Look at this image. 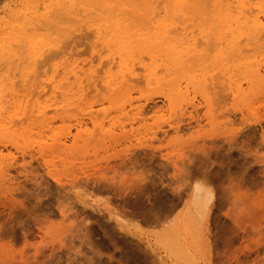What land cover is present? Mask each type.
Segmentation results:
<instances>
[{"label": "rangeland", "instance_id": "rangeland-1", "mask_svg": "<svg viewBox=\"0 0 264 264\" xmlns=\"http://www.w3.org/2000/svg\"><path fill=\"white\" fill-rule=\"evenodd\" d=\"M22 1L0 0V27ZM176 15L182 20L161 14L147 25L156 33L163 25L176 27L170 39L185 69L174 73L196 76L188 86L194 108L180 100L170 111L165 83L130 81L106 93L100 82L112 53L100 44L105 32L90 23L63 32L58 56L45 58L35 72L28 63L0 62L2 105L14 122L0 125V148L7 147L0 170V264H264V87L246 85L244 73L251 63L264 67V36L239 56L225 53L216 61L214 42L205 38L213 22ZM155 54L165 65V56ZM117 62L108 75L117 73ZM71 69L85 92L74 98V90L61 104L52 88L67 83ZM93 76L97 85L86 86ZM201 77L212 83L207 93ZM231 83L243 92L230 95ZM146 100L144 113L135 115ZM33 106L47 108L55 133L70 132L65 150L37 153L42 131L51 142L47 129L33 126L25 113ZM88 107L102 131L83 116ZM80 118L87 124L78 133ZM197 196L212 197L201 217Z\"/></svg>", "mask_w": 264, "mask_h": 264}, {"label": "bare ground", "instance_id": "bare-ground-1", "mask_svg": "<svg viewBox=\"0 0 264 264\" xmlns=\"http://www.w3.org/2000/svg\"><path fill=\"white\" fill-rule=\"evenodd\" d=\"M161 14L164 19L171 17L172 20L180 18V15L176 14H181L183 17L199 23L211 20L213 22L211 35L205 36V38L214 42L218 54L215 57L216 61H222L221 58L225 53L228 56H239L244 47L254 44L257 39L264 36V0H24L9 10L8 21H5L0 27V62L28 63V69L33 70L43 60L46 61L45 58L56 54L60 45L64 44L61 43L63 42L61 41L63 32L73 31V24L81 23V27L88 26L86 24L90 23V26L93 24L105 32L100 44L112 53V56L110 55L106 58L105 63L103 62L109 68L105 73L107 76L100 82L106 93L117 92L130 81L140 84L139 82L143 80L146 85L165 83L169 91L163 98L170 111L175 112V108H179L176 105L180 100L185 102V105L194 108L192 100H188V86L196 83V76L189 75L186 71L174 73L177 70L185 69L177 55V48L172 46L175 41L170 39L172 34L176 36V27L172 24L163 25L162 31L156 33L153 26L147 25V21L156 19ZM180 19L182 20V18ZM203 42H199V45ZM192 45L197 47L198 43L196 45V42H193ZM248 51L252 50L248 49ZM155 52L165 56V65H158V61L161 60H157ZM56 55L58 56V54ZM142 55L147 57V64L142 63ZM50 58L47 61L51 60ZM116 60L120 65L117 73L108 75ZM136 65L142 70H139L142 75L135 73L134 66ZM244 69L247 77L246 85L264 87V67L251 63ZM32 75L35 77L34 73ZM79 75L78 72L71 69L64 74L63 80L67 83L59 81L53 86L52 93L57 99H60L61 104L68 102L67 96L74 90L76 92L71 94L74 98L84 94V81L82 82ZM21 76L23 75L21 74ZM93 78L95 76L91 79L86 78V86L95 87L97 85ZM181 78H184L185 86L180 83ZM201 78L202 84L206 86L204 91L207 93L210 88L207 89V86L212 83L208 84L203 77ZM3 90L0 88V125L4 123L13 125V117L5 113L2 105ZM228 91L230 95H239L243 92L241 85L233 83L228 84ZM9 93L10 99L14 98L15 90L11 89ZM210 93L207 95H213ZM147 101L144 105L134 108L135 115L140 116L144 113L145 106L149 105L146 104ZM51 106H55V111L59 110L57 103H53L49 107ZM46 109L33 106L25 110V113L29 115L28 118L35 119L33 126L39 124V127L47 129V132L50 133V145H47L43 140L42 136L45 131H42L41 136L39 135L41 142L37 144V153L40 156L46 149L65 150L70 135L69 131L66 134L58 135L51 129V122L45 120ZM124 110H121V114L127 115ZM85 111L83 116L86 117V120L94 128L102 131L104 124L96 123L97 112L92 107H88ZM75 122L78 133L87 124L82 118ZM73 140L75 141V137ZM4 150H7L6 146L0 148V170L5 162ZM6 165L4 164V166ZM46 166L49 167L48 163ZM211 199V196L195 198L194 208L198 217L205 215L204 211ZM82 203V205L90 207L88 201Z\"/></svg>", "mask_w": 264, "mask_h": 264}]
</instances>
